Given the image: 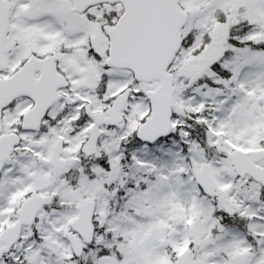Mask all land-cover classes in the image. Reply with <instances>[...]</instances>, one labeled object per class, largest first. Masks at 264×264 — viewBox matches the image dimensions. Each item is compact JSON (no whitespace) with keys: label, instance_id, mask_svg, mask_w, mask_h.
I'll return each instance as SVG.
<instances>
[{"label":"snow or ice","instance_id":"obj_1","mask_svg":"<svg viewBox=\"0 0 264 264\" xmlns=\"http://www.w3.org/2000/svg\"><path fill=\"white\" fill-rule=\"evenodd\" d=\"M0 264H264V0H0Z\"/></svg>","mask_w":264,"mask_h":264}]
</instances>
